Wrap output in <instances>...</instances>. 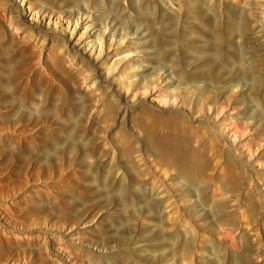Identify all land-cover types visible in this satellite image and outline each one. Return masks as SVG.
Here are the masks:
<instances>
[{
	"label": "rangeland",
	"instance_id": "374dc122",
	"mask_svg": "<svg viewBox=\"0 0 264 264\" xmlns=\"http://www.w3.org/2000/svg\"><path fill=\"white\" fill-rule=\"evenodd\" d=\"M243 20L253 40L240 63ZM216 35L232 46L215 49ZM0 58L28 80L25 106L45 119L32 153L6 158L2 228L43 230L62 264L264 263V226L250 230L264 221V0H0ZM181 142L198 173L156 164ZM29 193L35 228L3 210ZM184 201L208 226H227V206L236 230L207 240L182 217ZM12 255L0 264H31Z\"/></svg>",
	"mask_w": 264,
	"mask_h": 264
},
{
	"label": "bare ground",
	"instance_id": "6f19581e",
	"mask_svg": "<svg viewBox=\"0 0 264 264\" xmlns=\"http://www.w3.org/2000/svg\"><path fill=\"white\" fill-rule=\"evenodd\" d=\"M245 28L246 31L241 32L242 34L240 35L241 36L240 43L237 44L235 42L236 45L233 44L232 46V42L229 43L232 37L231 35H228L225 39H220V37L216 35L210 44L215 49H219V50L221 49L224 50L223 47L232 46L234 57L236 59H239L238 62L241 63V61H243L244 58L243 56L244 52L240 50L239 47L242 44V42L246 41L247 44L248 43L247 40L250 39L251 41L252 39V36H250L247 33L249 30V26L243 20L242 29L244 30ZM228 32L230 33V31ZM8 63H9L8 60H5L4 64L0 62V132H2V136L0 137V158H1L0 164H3L5 166V168L0 167V169H3V173H4V176L0 178V190L1 192H3L4 196L6 194L9 195V193L5 192V188L7 189V187L10 185L11 182H9L8 179H6V176L8 172L13 168L10 161L6 160V158L11 161H15L17 158V153L20 150L23 154L32 153L34 133L31 134V131L44 130V122H45L43 113L38 111L36 114H33L30 109L26 108L25 102L28 93L30 91L29 82L28 80L25 79V77H22L23 74H20L15 70H13L11 68V65H9L10 63L9 64ZM240 68L243 69V67ZM163 98L165 100L167 99L166 97ZM196 101H198V99ZM182 142L179 145H177L174 150H170L169 154L166 155V153H163V156L159 157L156 160V164L159 165L160 167L166 164L168 168L170 169L176 168L177 171L185 173L187 175L196 174L201 169L200 159L194 153L193 150L186 147L184 144H182ZM3 150L9 151V153L7 155L1 156ZM220 150L221 152L225 151L226 153H228L225 149H220ZM164 155H166V157ZM22 162L27 164L28 161L26 156L22 158ZM140 195L141 197L146 198V194L144 191L141 192ZM32 196L33 194L31 193L21 195L17 200H15L13 203L10 204V208L7 207L3 208V210H5V214L9 213L12 216V218L9 216L10 220L16 218L15 220L21 221L23 227L25 228L26 227L35 228L33 225L37 224L35 222V218H37L38 216L33 217V215H38V213L36 212H38L40 209L35 210V213H32L27 209V207L30 205L29 199H31ZM36 197H37L36 202H40L42 196L36 194ZM178 207L179 209L180 208L182 209V217L184 216L185 218L186 217L191 218L192 220H194L198 228H202L210 232V237L206 238L209 241L222 242L223 239H225V235H222V233L225 230H227V228H230L232 231L236 230L235 227L236 223L234 221V217L232 216L234 212L233 210L230 211L227 210V206L225 205L222 206V209L220 210L218 217L220 219V222H224L225 224H227V226L221 224V227L220 225L214 226L215 223L212 224V226H208L207 224L204 223L198 224L197 220L204 218L205 215L198 214L197 212H195L193 205L186 204L185 201L179 203ZM157 216L158 215L156 214V217ZM12 221H10L11 224ZM261 225L264 226V221L261 223L252 224L250 230L252 228L254 229L261 228ZM179 226H183L184 230L188 231L184 221H182V223H180ZM33 231L34 232L38 231V232L31 234V232ZM43 233H44L43 230L41 231L35 228L34 230L28 231L25 234L23 233L22 235H14L12 234V232L0 226V256H2L4 253L7 252L13 254L12 256H14L19 260L25 258V260H23L24 263L26 262L29 263L30 261L31 264H62L63 261L61 263L59 258L53 257V255L51 254L50 250L48 249L49 243L45 240V236ZM263 235H264V231H263ZM239 236L241 237L242 240L241 249H243V251L239 253V256L245 258L247 254L246 252L248 253L252 252L253 244L249 241L247 237L246 227H244V230L239 233ZM189 239L196 241L197 236L190 235L186 238V240L184 238L185 241H188ZM198 240L203 243L205 241V238L200 237V239ZM235 241H238L237 235L232 236V242ZM57 244H58L57 247L62 245V243L60 242ZM259 251H261V254L264 256V248H261V250ZM73 258L80 259L79 256L76 254V252H74ZM183 264H188V262L185 260Z\"/></svg>",
	"mask_w": 264,
	"mask_h": 264
}]
</instances>
